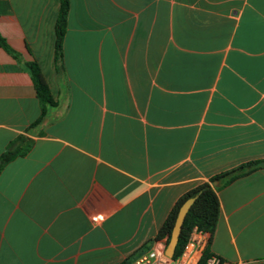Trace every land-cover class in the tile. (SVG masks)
Returning a JSON list of instances; mask_svg holds the SVG:
<instances>
[{"label":"crops","instance_id":"obj_1","mask_svg":"<svg viewBox=\"0 0 264 264\" xmlns=\"http://www.w3.org/2000/svg\"><path fill=\"white\" fill-rule=\"evenodd\" d=\"M0 0V264H117L164 249L177 199L264 159V0ZM55 100L42 121L25 62ZM209 252L264 264V166L216 183Z\"/></svg>","mask_w":264,"mask_h":264},{"label":"trees","instance_id":"obj_2","mask_svg":"<svg viewBox=\"0 0 264 264\" xmlns=\"http://www.w3.org/2000/svg\"><path fill=\"white\" fill-rule=\"evenodd\" d=\"M69 9V0H59V7L57 16L54 23V62L56 68L61 64L62 59V40L66 31V16ZM0 48L10 54L14 59L19 58L18 52L12 49L6 40L0 35ZM30 75L33 87L35 89L36 98L39 103L40 112L38 117L30 123V126L39 124L44 118L48 107L56 104L53 99L48 84L40 70L38 63L34 60L24 63ZM32 146V140L23 134L17 135L14 139L10 140L5 146L4 150L0 153V171L10 161L16 157L24 156L28 153ZM264 166V159L252 160L240 164L239 166L230 170L221 172L212 176L207 182H203L190 189L181 195L167 217L163 221L154 240L165 237L166 242L169 240L170 232L176 217L177 211L182 202L188 197L194 196V200L187 210L183 219L181 229L178 235L177 243L175 246L173 259L178 257L182 252L191 231L195 228L198 231L205 232L209 235L208 243L202 251V254L197 264H206L207 259L212 256L209 252L210 236L212 235L219 211V202L216 194V185H212V181L219 182L220 186L230 183L235 178L245 175L250 171ZM220 260V259H219ZM130 259L126 258L117 264H130ZM222 263V260H220Z\"/></svg>","mask_w":264,"mask_h":264},{"label":"built area","instance_id":"obj_3","mask_svg":"<svg viewBox=\"0 0 264 264\" xmlns=\"http://www.w3.org/2000/svg\"><path fill=\"white\" fill-rule=\"evenodd\" d=\"M209 235L196 230L191 231L188 240L178 257L168 258L161 252H149L141 254L130 261V264H197L203 249L208 243ZM206 264H221L219 258L210 256Z\"/></svg>","mask_w":264,"mask_h":264},{"label":"water","instance_id":"obj_4","mask_svg":"<svg viewBox=\"0 0 264 264\" xmlns=\"http://www.w3.org/2000/svg\"><path fill=\"white\" fill-rule=\"evenodd\" d=\"M217 181H212V185H216ZM194 200V196L192 197H188L187 199H185L182 204L180 205L176 217L174 219V223L170 232V236H169V240L168 242L165 243L164 249H163V253L165 256H167L168 258H172L173 254H174V250H175V246L177 243V239H178V235L181 229V225L183 222V219L185 217V214L187 212V210L189 209L191 203Z\"/></svg>","mask_w":264,"mask_h":264}]
</instances>
